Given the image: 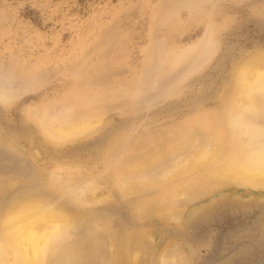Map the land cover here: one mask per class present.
I'll return each mask as SVG.
<instances>
[{"label":"rangeland","instance_id":"1","mask_svg":"<svg viewBox=\"0 0 264 264\" xmlns=\"http://www.w3.org/2000/svg\"><path fill=\"white\" fill-rule=\"evenodd\" d=\"M258 56L264 0H0V239L39 197L69 221L49 264H264V189L175 175L200 116L229 148L243 113L264 129V91L238 101Z\"/></svg>","mask_w":264,"mask_h":264},{"label":"bare ground","instance_id":"2","mask_svg":"<svg viewBox=\"0 0 264 264\" xmlns=\"http://www.w3.org/2000/svg\"><path fill=\"white\" fill-rule=\"evenodd\" d=\"M263 91H264V57L258 56L256 58H254L253 60L249 61L248 63L244 64L240 69V72H239V93H238V101H239V105H240V106L238 105L239 108L245 107L243 104L247 103V99H249V97H251V94L256 95L257 96L256 99H257ZM230 99H231V97H230ZM250 101H252V100L249 99V102ZM234 102H236V101H234ZM243 108H242V110H243ZM248 108L245 107V109H247L249 111L250 109H248ZM251 108H253V107H251ZM247 110H246V112L248 113ZM244 111L245 110L239 111L238 114H240V112L243 113ZM230 117L233 120L235 118L234 116L232 117V114ZM230 117L228 119H231ZM242 117H243V119L246 118L244 113H243ZM240 119H242V118L238 117V119H237L238 121L237 120L236 121L230 120V121H233V122L229 123L230 125H231V123L233 124V123L237 122L236 125L238 126V131L240 132V140L237 142L236 145H231V147H234V148H229V145H228V147H226V145L223 144V142H220L217 140V133H218V131H220L221 126L218 123H215L212 121H206V119L203 120V119H201V116H200L198 118V123L200 125H202L205 129V133H206L205 136H206V139L208 141V146H209L208 148L209 149L207 150V148H206V149L200 150V152H198V153L196 152V154L194 153L195 156L186 157L187 159L185 158V156H186L185 155L183 158H185L186 160L178 166V168L176 169L175 175H178V176L179 175H182V176L188 175L189 177L187 179V182L188 181L190 182V180H192V182L197 180L198 183L203 182V181L208 182V180H212V181H219L220 180L219 182L227 180V181H230L232 183H236L238 185L245 183V184H247V186L252 187V189L253 188H260V189L263 188L264 189V129L259 128V127L258 128L247 127V126H245V124L240 122L241 121ZM229 124H228V126H229ZM78 125H79V123H78ZM87 126L89 127V125L82 124L80 127L85 128ZM233 126H234V124H233ZM235 126H234V130H236ZM90 127H92V126H90ZM55 128L52 127V129H55ZM65 129H67V128H65ZM65 129H63L61 131H60V129L53 130L52 133H54V134L57 132L66 133L67 131ZM56 135H58L60 139L63 138L62 136L60 137L59 134H56ZM67 138H68V136H67ZM69 138H71L70 135H69ZM61 142L63 143V141H61ZM202 142L204 143V141H202ZM57 143L59 144V142H57ZM203 143H202V147L204 146ZM195 147H196V145H195ZM162 149H163V146H162ZM171 152L172 151L170 150V153ZM194 152H195V150H194ZM149 153H153V152H149ZM166 153H168V150L163 149V155ZM170 153H168L167 155H170ZM158 155H161L160 157H162V152H160V154H158ZM157 158L155 159V162H157ZM166 160H168V159H166ZM166 160H165V162H166ZM172 162H174V161H172ZM172 162H169V164H170L169 166H171ZM166 164H165V166L168 168V162H166ZM147 165H148V163H147ZM197 170H199V173L196 175L197 178L190 179L191 178L190 173L197 171ZM134 171H135V169H134ZM71 174H73V173H71ZM162 177H161V179H162ZM163 178L165 179L166 177H163ZM156 179H155V181H156ZM159 182H161V181H159ZM181 185H183V184L174 185L173 188L171 189V191L173 193H178V192L180 193V191H182ZM92 187H95V186H92ZM92 187H89V188H92ZM95 189L97 190L98 188H95ZM183 190L185 191V189H183ZM91 194L92 193H90V196H91ZM181 194H183V193H181ZM224 194H225V192H224ZM41 196H40V198H41ZM174 197H172V198H174ZM48 205H49V202L47 200L39 199V197H38V199H25V200H19L18 202H14V203L8 205L1 212V217H2L3 224H4L3 225L4 234H3L2 238L0 239V264H49V261H48V255L50 254L49 252L54 248V246L57 243H59V241H60L59 239H62V237H60V231L65 226L69 225V221L67 218L68 216L66 217V216L62 215L63 213L61 214L59 212H55L53 209L48 208ZM165 206H167V204ZM164 211L159 210V212H158L159 215H162ZM173 211H176V210L173 209ZM169 212H170V210L169 211L167 210V214ZM167 218H168V216H167ZM72 227H73V225H72ZM71 230H72V228H71ZM132 253L135 254V252H132ZM130 255H131V253H130ZM132 259L133 258H131L130 261ZM167 264H179V261L177 259H175V260H171V261L167 262Z\"/></svg>","mask_w":264,"mask_h":264}]
</instances>
